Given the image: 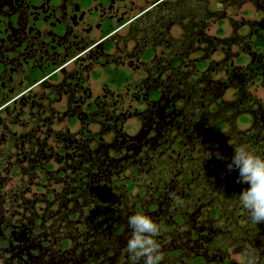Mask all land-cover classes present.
Here are the masks:
<instances>
[{
    "label": "flooded vegetation",
    "instance_id": "1",
    "mask_svg": "<svg viewBox=\"0 0 264 264\" xmlns=\"http://www.w3.org/2000/svg\"><path fill=\"white\" fill-rule=\"evenodd\" d=\"M245 3L259 18L239 29L264 34L261 0H0V152L23 138L26 115L67 134L89 124L95 135L78 143L134 183L129 216L154 220L158 252L179 264H238L231 254L264 264V223L251 222L239 201L248 185L226 169L237 143L264 157V108L246 114L234 86L248 91L247 76L227 58V12Z\"/></svg>",
    "mask_w": 264,
    "mask_h": 264
},
{
    "label": "trees",
    "instance_id": "2",
    "mask_svg": "<svg viewBox=\"0 0 264 264\" xmlns=\"http://www.w3.org/2000/svg\"><path fill=\"white\" fill-rule=\"evenodd\" d=\"M240 25L232 23L227 58L236 60L232 69L243 72L250 85L264 77V34L253 24L242 32ZM234 87L237 99L247 97V115L252 105L255 111L264 108V101L252 99L247 88ZM104 113L111 114L109 109ZM26 117L23 138L11 135L0 152V263L145 264L142 255L130 253L127 247L132 235L127 201L135 185L121 175L108 174L112 162L104 156L81 148L78 140L84 139V131L88 130V138L95 135L89 124L67 134L66 128L52 130L46 117L41 121ZM251 121L241 119V123ZM74 124L71 121L69 126ZM69 137L77 138L72 151L67 147ZM157 255L155 264H179L176 253Z\"/></svg>",
    "mask_w": 264,
    "mask_h": 264
},
{
    "label": "clouds",
    "instance_id": "3",
    "mask_svg": "<svg viewBox=\"0 0 264 264\" xmlns=\"http://www.w3.org/2000/svg\"><path fill=\"white\" fill-rule=\"evenodd\" d=\"M233 155L226 163L229 173L238 172V182L248 185L239 194V201L248 213L253 224L264 223V157L250 151L243 144L231 145ZM218 159L227 160L217 153ZM128 227L132 235L127 247L130 253L143 256L145 264H155L158 259V244L153 239L158 228L154 220L143 213H136L128 217Z\"/></svg>",
    "mask_w": 264,
    "mask_h": 264
},
{
    "label": "rangeland",
    "instance_id": "4",
    "mask_svg": "<svg viewBox=\"0 0 264 264\" xmlns=\"http://www.w3.org/2000/svg\"><path fill=\"white\" fill-rule=\"evenodd\" d=\"M231 9L229 10V13L227 12V17H228L227 18V36L230 34L231 27H232V26L230 27L228 22L230 23V21H231V23L235 22L237 24V22L238 23H241V22L243 23L245 21H249L250 22V21L257 20L259 18V17H257L256 12L254 10V7L252 6L251 3L241 4L238 7L232 9V11H231ZM215 28H216V26L211 27V29H210V31L208 33L209 34H213ZM235 50H237V49L236 48H232V53H235L236 52ZM213 59L218 60L219 56L215 55L213 57ZM216 78H218V76ZM99 85H100L99 82L95 83L93 81H90L89 87L92 90V94H95V92L98 93L100 91V89H99L100 86ZM248 91H249V93H251L255 97H257V98H259L261 100H264V78L261 80V82L249 85L248 86ZM224 98L227 99L228 101H230L232 99V91H227V94L224 96ZM134 124L135 123L132 120L128 122V125L131 128L133 127L131 129L132 132H134L136 130L135 129L136 125H134ZM245 127L246 126H240L239 125L240 130L241 129H245ZM53 128L60 129V127H57V126H53ZM14 131L15 132H19L20 130L19 129H15ZM229 251H231V250H229ZM231 258L235 261V263H238V264L244 263V261H245L244 258L239 256V255L231 254Z\"/></svg>",
    "mask_w": 264,
    "mask_h": 264
}]
</instances>
